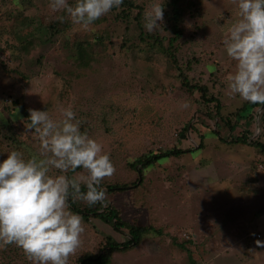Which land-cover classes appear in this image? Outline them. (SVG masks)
Returning <instances> with one entry per match:
<instances>
[{"label":"rangeland","instance_id":"obj_1","mask_svg":"<svg viewBox=\"0 0 264 264\" xmlns=\"http://www.w3.org/2000/svg\"><path fill=\"white\" fill-rule=\"evenodd\" d=\"M162 1L133 0L139 7L130 9L127 19L116 17L120 6L84 27L64 13L52 12L50 0H32L23 12L43 26L24 48L15 35L21 27L16 3L0 0V161L13 150L25 159L41 158L39 140L25 128L18 107L13 112L20 143L14 145L5 135L10 132L5 122L13 100L28 113L47 111L54 120L62 119V110L70 108L81 121L80 129L85 127L115 167L102 182L128 184L107 192L120 218L161 232H148L137 245L113 251L112 264H191L188 253L194 264H264V167H260L264 151L232 141L243 132L248 141L264 143V110L256 118V107L253 120L242 119L233 129L224 120L233 122L245 102L228 89L226 77L235 71V62L223 45L238 18L237 9L231 0H184L190 4L178 22L180 35L169 43L174 33L167 15L163 13L162 26L151 33L142 22L145 10ZM65 20L69 25L50 32L51 22ZM77 32L92 43L94 59L86 67L73 61L71 38ZM156 37L160 41L154 44ZM182 76L218 97L215 119L205 113L216 112L214 103L205 102L199 91L186 89ZM201 133L203 147L198 148ZM172 147L188 151L159 159L144 170L140 183H133L137 171L130 168V161ZM75 202L80 207H105ZM80 217L81 243L68 264H77L86 252L97 253L106 235L119 243L130 238L126 229L115 230L93 216ZM183 234L192 239L183 241ZM0 264L31 262L22 249L8 245L0 248Z\"/></svg>","mask_w":264,"mask_h":264},{"label":"clouds","instance_id":"obj_2","mask_svg":"<svg viewBox=\"0 0 264 264\" xmlns=\"http://www.w3.org/2000/svg\"><path fill=\"white\" fill-rule=\"evenodd\" d=\"M123 0H50L54 13H64L84 27L120 8ZM238 18L223 45L235 62L227 79L233 96L264 105V0H231ZM63 16L58 19L63 20ZM151 33L163 24V5L152 4L142 18ZM187 105H185L186 107ZM54 120L47 111L29 109L25 128L36 134L41 158L25 159L17 150L0 161V248L15 245L31 264H68L80 246L82 218L69 211V200L89 206L107 205L102 181L115 172L102 146L80 131L81 121L70 108ZM68 176L69 172L76 173ZM53 170L60 174L53 175ZM82 186L86 189L82 191Z\"/></svg>","mask_w":264,"mask_h":264},{"label":"trees","instance_id":"obj_3","mask_svg":"<svg viewBox=\"0 0 264 264\" xmlns=\"http://www.w3.org/2000/svg\"><path fill=\"white\" fill-rule=\"evenodd\" d=\"M12 2L16 3L15 9H17L18 19L21 22V27L16 32V36L20 41V44L24 48H28L32 41V37H36L39 31H41L42 23L38 19H34L32 16L25 14L26 12H23L28 6L31 5L32 0H27V4L23 2V0H11ZM184 0H163L161 2V5H163V13L168 16V19L171 20L170 28L172 29L174 36L170 38V42H174V40H177V38L180 35V29L178 27V22L181 19L182 11L185 10V6H188L190 2H187L183 4ZM139 6H136L133 2V0H123V3L121 4V8L116 13V17L120 19H125L126 17H129V10L132 8H138ZM141 10L139 8V13ZM126 18V19H127ZM66 25H69V23L65 21H60L59 23L51 22L49 24V30L51 33H57L60 29L64 28ZM101 35H97L96 38L101 39ZM72 43L74 48V59L73 61L82 67H86L89 65V62L93 60L94 58L91 57L92 54H90V50L92 49V43L90 40L85 38L83 34H80V32L74 33L72 35ZM160 41V38H155L152 42L154 44L158 43ZM161 43V42H159ZM172 45V44H171ZM170 56H173L169 54ZM182 82L186 89L190 91L197 90L200 93L201 98L209 103L213 102L214 107L216 109V112H212L211 110H206V115L208 117H211L213 119L216 118V114H218L220 102L218 97H216L213 94H209L208 90L205 85L199 84V83H190L185 76H182ZM13 106L10 108H7L8 111V117L6 118L5 125L7 126L6 130H9L10 132L5 134L7 135V138H11L12 143L14 145L19 144L20 140L18 139V136L21 135V131L15 130V127H18L17 125H14V112L13 110L17 107L20 109V113L22 116L25 117V120H27L29 113L27 109L22 105L19 104L17 100L12 101ZM260 106L259 104H251L247 101L244 102V104L241 106L238 112L235 113V119L232 122L229 118H225V122L229 125V129H233V127L240 122L242 119H247L248 121L254 119V109L256 107ZM264 108L262 109V111ZM263 114V112H262ZM14 125V126H13ZM187 127L185 126L184 131H186ZM82 133L86 132V129L84 126H82V129H80ZM217 135H219V131H214ZM262 135H264V132H262ZM203 137L204 134H200V140H199V146L198 148L203 147ZM248 134L240 132L235 138L232 139V141L236 142H242V143H249L254 146L260 147L262 151H264V143L260 142L259 140H249L248 141ZM185 151H188L183 148L178 147H172L169 149H160L157 152L151 151L149 153H143L139 157L133 159L129 162V166L131 169L137 171V179L133 181V183H140L143 180V172L146 168L150 167L154 164V162L158 161L159 159H162L167 156H178ZM80 170V169H77ZM68 176H74V173L69 172L67 174ZM103 188L106 189V192H116L123 190L128 187V184L126 183H103L101 185ZM86 190L82 186V191ZM70 209L74 213L80 214L85 220H88L91 216L96 217L103 221L106 224H109L111 227H113L115 230L120 229H126L130 238H128L124 242H116L112 239L111 236L106 235L105 239L106 242L102 248L97 253H91L86 252L84 253L80 258L79 262L77 264H112L111 262V254L113 251H124L127 250L132 245H137L142 236L148 232L156 231L158 234H160V230H157L154 226H143L138 225L135 222L130 223L127 221H124L120 218L118 210L112 205L111 202L107 203V205L102 208L100 206H95L93 208L90 207H80L75 201L69 200ZM189 239H192V236L186 237L183 234V241H188ZM179 248L182 250H186L189 252L188 248L185 247L184 243H178L177 244ZM188 258L190 260L191 264H194V260L192 259L191 255L188 253Z\"/></svg>","mask_w":264,"mask_h":264},{"label":"water","instance_id":"obj_4","mask_svg":"<svg viewBox=\"0 0 264 264\" xmlns=\"http://www.w3.org/2000/svg\"><path fill=\"white\" fill-rule=\"evenodd\" d=\"M263 108H264V105H260V106H259V109H258V111L256 112V118H258V114H259L260 110L263 109Z\"/></svg>","mask_w":264,"mask_h":264},{"label":"built area","instance_id":"obj_5","mask_svg":"<svg viewBox=\"0 0 264 264\" xmlns=\"http://www.w3.org/2000/svg\"><path fill=\"white\" fill-rule=\"evenodd\" d=\"M260 167H264V166H260ZM185 236H186V237H188V235H187V234H185Z\"/></svg>","mask_w":264,"mask_h":264}]
</instances>
